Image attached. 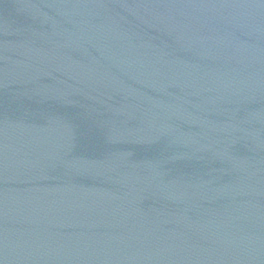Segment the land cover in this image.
I'll return each mask as SVG.
<instances>
[{
  "label": "water",
  "instance_id": "obj_1",
  "mask_svg": "<svg viewBox=\"0 0 264 264\" xmlns=\"http://www.w3.org/2000/svg\"><path fill=\"white\" fill-rule=\"evenodd\" d=\"M0 264H264V0H0Z\"/></svg>",
  "mask_w": 264,
  "mask_h": 264
}]
</instances>
